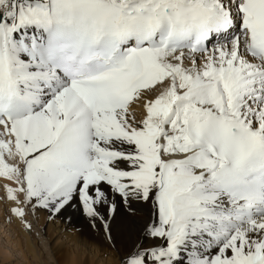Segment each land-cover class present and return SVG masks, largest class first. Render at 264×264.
I'll return each instance as SVG.
<instances>
[{"label":"snow or ice","instance_id":"snow-or-ice-1","mask_svg":"<svg viewBox=\"0 0 264 264\" xmlns=\"http://www.w3.org/2000/svg\"><path fill=\"white\" fill-rule=\"evenodd\" d=\"M0 127L29 230L122 210L121 264H264V0H0Z\"/></svg>","mask_w":264,"mask_h":264},{"label":"bare ground","instance_id":"bare-ground-1","mask_svg":"<svg viewBox=\"0 0 264 264\" xmlns=\"http://www.w3.org/2000/svg\"><path fill=\"white\" fill-rule=\"evenodd\" d=\"M0 128L3 130L2 127ZM6 160L10 164L15 163L8 160L7 157ZM5 185L15 187L7 180L0 183V187H2L0 221L2 223L11 222L14 226V242L15 246L18 247L15 249L21 251V257L25 264H41L43 261L42 254L35 247V240L31 239L33 235L31 236L24 223L11 213V208L16 205L6 199ZM27 215L32 218L38 232L46 240L53 264H121L124 251L134 239L133 236L129 235L127 219H125L127 214L122 210L120 219L117 220V224L111 233L114 239L108 238L109 234L105 232L102 225L93 227L89 218L79 208H70L63 215H49L43 209H36ZM129 219L142 222L146 216L141 212ZM1 227L0 229H2ZM0 258L6 262L10 260L1 247Z\"/></svg>","mask_w":264,"mask_h":264},{"label":"rangeland","instance_id":"rangeland-1","mask_svg":"<svg viewBox=\"0 0 264 264\" xmlns=\"http://www.w3.org/2000/svg\"><path fill=\"white\" fill-rule=\"evenodd\" d=\"M1 131V130H0ZM2 132V131H1ZM4 139H7V137H3ZM5 179L0 178V183L3 182ZM2 187H0V197L2 198ZM6 212V211H5ZM7 214V213H5ZM25 218L27 219V223L31 225V229L27 230L29 234L32 236V240L34 239L35 247L39 249V251L42 254V263L45 264H53L52 259L50 257L49 247L44 239V237L38 232V229L36 228V224L32 221V218L26 215ZM10 221V220H9ZM9 224V225H8ZM2 226V227H1ZM0 247L4 249V252L6 253V257H9V261H2L0 258V264H25V261L22 259L21 251L19 249H15V235H14V226L11 224V222L2 223L0 221ZM31 232V233H30ZM34 237V238H33ZM8 238V239H7ZM7 242V243H6ZM24 243V240H23ZM18 248V247H16Z\"/></svg>","mask_w":264,"mask_h":264}]
</instances>
